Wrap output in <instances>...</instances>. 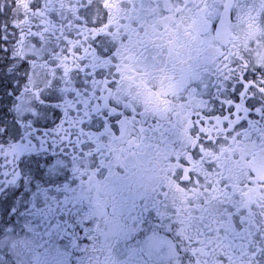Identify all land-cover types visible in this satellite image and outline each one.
Wrapping results in <instances>:
<instances>
[{"label":"flooded vegetation","instance_id":"obj_1","mask_svg":"<svg viewBox=\"0 0 264 264\" xmlns=\"http://www.w3.org/2000/svg\"><path fill=\"white\" fill-rule=\"evenodd\" d=\"M0 264H264V0H0Z\"/></svg>","mask_w":264,"mask_h":264}]
</instances>
